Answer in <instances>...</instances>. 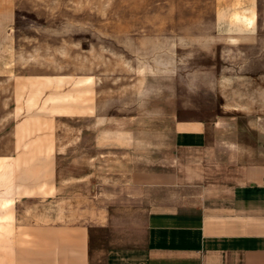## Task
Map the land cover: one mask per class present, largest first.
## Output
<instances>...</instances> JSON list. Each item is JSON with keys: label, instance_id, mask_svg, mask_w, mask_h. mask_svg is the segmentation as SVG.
Wrapping results in <instances>:
<instances>
[{"label": "rangeland", "instance_id": "374dc122", "mask_svg": "<svg viewBox=\"0 0 264 264\" xmlns=\"http://www.w3.org/2000/svg\"><path fill=\"white\" fill-rule=\"evenodd\" d=\"M249 8L241 0H0L7 191L10 180L33 186L39 197L22 204L40 212L48 202L40 182L57 170L73 207L76 170L163 158L177 122L228 117L225 108L249 102L234 99L256 94L252 52L243 50L251 46L235 34L236 13Z\"/></svg>", "mask_w": 264, "mask_h": 264}, {"label": "crops", "instance_id": "0c3cea01", "mask_svg": "<svg viewBox=\"0 0 264 264\" xmlns=\"http://www.w3.org/2000/svg\"><path fill=\"white\" fill-rule=\"evenodd\" d=\"M241 2L250 8L236 13L235 34L251 46L257 86L234 99L249 102L225 108L228 117L177 122L163 158L76 170L73 207L64 172L40 182L48 202L37 212L22 204L36 189L10 180L8 192L0 170V264H264V106L253 100H264V0Z\"/></svg>", "mask_w": 264, "mask_h": 264}]
</instances>
